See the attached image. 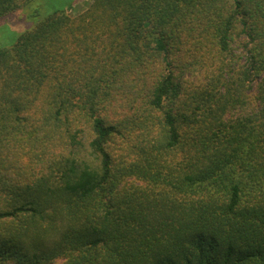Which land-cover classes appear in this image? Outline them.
<instances>
[{
    "label": "trees",
    "instance_id": "obj_1",
    "mask_svg": "<svg viewBox=\"0 0 264 264\" xmlns=\"http://www.w3.org/2000/svg\"><path fill=\"white\" fill-rule=\"evenodd\" d=\"M0 264H264V0H91L0 49Z\"/></svg>",
    "mask_w": 264,
    "mask_h": 264
},
{
    "label": "rangeland",
    "instance_id": "obj_2",
    "mask_svg": "<svg viewBox=\"0 0 264 264\" xmlns=\"http://www.w3.org/2000/svg\"><path fill=\"white\" fill-rule=\"evenodd\" d=\"M91 0H32L7 18L0 19V49L12 46L17 38L38 21L54 12L82 13Z\"/></svg>",
    "mask_w": 264,
    "mask_h": 264
}]
</instances>
